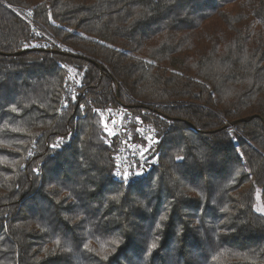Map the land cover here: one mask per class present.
<instances>
[{
	"label": "trees",
	"instance_id": "1",
	"mask_svg": "<svg viewBox=\"0 0 264 264\" xmlns=\"http://www.w3.org/2000/svg\"><path fill=\"white\" fill-rule=\"evenodd\" d=\"M262 209L264 0H0V264H264Z\"/></svg>",
	"mask_w": 264,
	"mask_h": 264
},
{
	"label": "built area",
	"instance_id": "2",
	"mask_svg": "<svg viewBox=\"0 0 264 264\" xmlns=\"http://www.w3.org/2000/svg\"><path fill=\"white\" fill-rule=\"evenodd\" d=\"M71 96H73V93H71ZM120 123H121L120 116L116 115L115 118L113 119V126L112 127H113L114 131H116L120 135L121 139L123 140V142L126 146L125 149L122 150V152H121V155H122L121 168H122V171L127 173L128 169L130 168V164L127 160L129 151L133 150L141 159H142L143 152L139 148H136L134 146V144L129 140L128 136L125 133L126 131L124 132L122 130ZM131 124H132V120H130L128 123V126H127L128 129L130 128ZM156 134H157L156 130L142 129L141 133H140V137H141V139H147L151 136H155ZM141 161L144 162L143 159ZM141 166H142V164H141Z\"/></svg>",
	"mask_w": 264,
	"mask_h": 264
},
{
	"label": "snow or ice",
	"instance_id": "3",
	"mask_svg": "<svg viewBox=\"0 0 264 264\" xmlns=\"http://www.w3.org/2000/svg\"><path fill=\"white\" fill-rule=\"evenodd\" d=\"M177 159H182L181 157H177ZM137 174H139V173H137ZM124 180H127L128 179V174L127 173H125L124 175H123V177H122ZM113 199H117L116 197H113ZM157 227H159V225H157ZM153 247H154V245H153Z\"/></svg>",
	"mask_w": 264,
	"mask_h": 264
},
{
	"label": "rangeland",
	"instance_id": "4",
	"mask_svg": "<svg viewBox=\"0 0 264 264\" xmlns=\"http://www.w3.org/2000/svg\"><path fill=\"white\" fill-rule=\"evenodd\" d=\"M260 198V197H259ZM262 212L264 213V209H262Z\"/></svg>",
	"mask_w": 264,
	"mask_h": 264
}]
</instances>
